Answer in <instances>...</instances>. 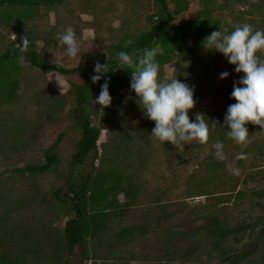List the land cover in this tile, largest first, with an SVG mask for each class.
<instances>
[{"label":"trees","instance_id":"trees-1","mask_svg":"<svg viewBox=\"0 0 264 264\" xmlns=\"http://www.w3.org/2000/svg\"><path fill=\"white\" fill-rule=\"evenodd\" d=\"M238 1L198 0L192 19L174 23V16L188 9L189 0H125L122 9L105 0H0V163L6 166L0 177L8 175L0 179V264H71L76 248L81 249L84 264H264V189L257 184L264 183V170L240 165L241 177L232 174L226 162L244 164L236 157L251 154V136L258 132L264 140V130L247 124L246 145L227 138L224 116L235 103L230 99L235 75L230 72L220 79L222 72L231 71L230 64L222 54L201 46L219 29L230 32L250 24L254 30H264V3ZM88 7L95 39L102 33L109 58L103 54L90 67H67L56 56L65 49L59 37L68 28L79 36L80 19L74 12H87ZM50 14L55 18L51 24ZM114 18L122 20L121 25L106 35L110 30L104 26ZM26 37L30 43L21 51ZM145 49L156 52L162 81L177 78L194 87L195 106L189 117L192 121L197 114L205 116L210 126L206 144L175 147L150 135L155 122L146 118L130 90L135 66L116 59L126 51L136 61ZM97 62L107 64L109 71L93 83ZM171 63L174 68L166 77L165 68ZM51 72L67 79L77 73L84 80H70L69 96L55 94L47 78ZM105 79L110 81L112 102L102 108L92 101ZM123 89L131 91L129 99L120 97ZM64 119L79 132V137L72 133L66 173L59 169L67 160L59 155L64 132L48 146L41 142L47 129ZM212 121L217 127H211ZM218 140L230 153L228 159L224 154L214 157L212 145ZM257 154L261 151L254 158ZM91 155L92 165L84 171ZM190 161L197 168L188 180L197 173L207 177L190 181L184 196L171 198L167 188L177 187V182L164 188L155 179L168 177L171 169L184 168ZM47 174L55 175L54 182L63 181L51 184L48 197L35 181ZM16 178L21 183L17 187L2 186ZM21 179L29 181L27 186ZM249 183L260 189H239ZM248 194L254 196L250 208L259 207L258 212L242 214ZM199 195L206 196L204 203L186 202ZM195 221L203 223L179 235L177 228Z\"/></svg>","mask_w":264,"mask_h":264},{"label":"clouds","instance_id":"clouds-1","mask_svg":"<svg viewBox=\"0 0 264 264\" xmlns=\"http://www.w3.org/2000/svg\"><path fill=\"white\" fill-rule=\"evenodd\" d=\"M29 43L30 39L24 38L22 45H19L21 51H25ZM58 43L65 47L70 58L80 52L77 33L72 28L60 35ZM201 46L206 52L215 50L222 54L230 65L235 66V73L243 74L234 82L230 99L235 103L228 106L223 126L228 128V139L246 145L250 136L247 124L258 125L264 130V55H258L264 53V30H254L250 24L235 26L230 32L219 29L205 37ZM103 54L109 58L107 50L104 49ZM116 59L121 65L135 66V70L131 71L130 90L135 93L136 102L139 100L138 105L146 118L155 122L151 136L162 144L168 142L175 147L208 142L210 126L205 116L197 114L195 120L190 121L189 111L195 106L194 87L177 78L170 82L162 81L154 50L145 49L136 61L128 52L120 51ZM108 71L107 64L97 62L92 82L105 78ZM229 75L225 71L219 78L223 80ZM109 87L110 81L105 79L98 97L92 102L102 108L110 106L112 97ZM211 127H217V122L212 121ZM212 147L216 155L222 158L223 142L218 140ZM236 158L245 159L246 155L240 153Z\"/></svg>","mask_w":264,"mask_h":264},{"label":"rangeland","instance_id":"rangeland-1","mask_svg":"<svg viewBox=\"0 0 264 264\" xmlns=\"http://www.w3.org/2000/svg\"><path fill=\"white\" fill-rule=\"evenodd\" d=\"M105 1H109L114 3L115 7L122 9V3H125V0H105ZM140 2H144L146 0H139ZM190 1V5L188 7V9L185 12H182L178 15L174 16V23H181L187 20H190L193 18L194 13L198 7V0H189ZM229 2L234 3H241V1L235 2V0H228ZM252 1H254L255 3H264V0H247V3H253ZM75 2V1H73ZM72 2V3H73ZM226 0H219V3H225ZM145 3V2H144ZM85 5V4H83ZM171 9L173 8V6H170ZM87 12H83L81 10H77L76 12H74V16H76L75 19L79 18L80 20L77 21L80 27V34L77 37L79 44H80V52L79 54L74 57V58H70L68 57L65 49H63L61 52H58L56 54L57 59L59 61H61L62 63L65 64V66L67 67H74L76 65H80V64H85L87 66H91L92 64H94L97 60L100 59V57L103 55V49L105 47V44L107 43V40L102 39V33L100 35L101 39L98 38V40L95 39L96 35H95V31L93 29V24H92V19H93V15H92V10H90V7L87 8ZM223 14L225 15L226 12H223ZM49 23H53L55 21L54 18V14H50L49 16ZM121 21L118 18H114L112 21H107V23L105 24V28H108L110 31H107L106 35H109V33L114 34L112 30H115L117 28H119V26L121 25ZM83 22H88L89 25L86 27H84L81 23ZM145 27V26H144ZM104 32V31H102ZM10 36L11 37H15L14 32L10 31ZM108 44V43H107ZM39 46L42 45V42H39L38 44ZM86 55V58L84 59V61H81L82 56ZM24 64H27L25 61H23ZM234 65H230V72H232L235 75V79L236 81L239 80L240 76H242L243 74H237L234 72ZM174 68V64L171 63L169 65H167V67L165 68V75L166 77H170L171 72ZM231 75V74H230ZM47 78L51 84L52 90L55 94H60V95H65V96H69V88H70V80H73L75 82L81 83L84 79L79 75V74H73L70 75L68 77V79L65 76H62L56 72H51L49 74H47ZM234 78V77H233ZM120 97H123L125 99H129L131 97V91L129 89H123L119 92ZM99 107H101L99 105ZM64 132V136L62 138L61 144L59 146V155L62 156L63 158H67L66 161L63 162V165H60L59 169L61 171H64L65 173L67 172V167H69V156L72 153V145H73V138H72V133L76 136L79 137V132L77 131V129L73 130V128H70V122L67 119H64L61 122L56 123L53 127H50L47 129L46 134L43 138H41V142H42V146H48L50 145L52 142H54L58 135ZM263 135V134H262ZM254 139L250 140V146H249V151L251 152V154H249L244 160L243 163L241 164L239 163L237 160H230L228 159L230 153H228L227 150L223 149V154L225 156H227L226 162L228 163V167H230L232 169V174H236L237 176H241L243 177L244 175H240V169L241 167H239L240 165H243L244 167H248L249 165H257L259 166L260 169L264 170V140L261 137V134L255 133L253 134ZM105 139V136H103L99 143L101 144V142ZM233 154L238 155L239 154V150L235 147L232 148ZM261 151V154H257L256 157L254 158V155ZM214 157L216 159H220L221 157L217 156L216 154L214 155ZM34 159V156L33 158ZM92 159H93V155H91L90 160L87 162V165H85L83 167V170L86 171L87 169L90 168V166L92 165ZM39 160H43L44 158H41ZM0 161H2V157L0 156ZM21 165H23L22 163L18 164L17 163V167H21ZM203 165H207L206 163H204ZM197 165H194L193 161H190L188 165H186L184 168H174L173 170L171 169V171L168 173V177L167 174H165V176H158L155 179V183L156 184H163L164 188L167 187L166 184H169L171 181H176L177 182V187H171L169 186L167 188L170 189V193H171V198L177 199L180 198L183 195L184 192V187H186L187 184H189L190 181H194V182H201V178H205L207 177L206 173L200 174L197 173V175L191 177L192 180H188V178L190 177L189 175H192L193 172H195V168ZM5 164H3L2 162L0 163V171L4 170ZM64 169V170H63ZM196 173V172H195ZM194 173V174H195ZM8 175H4L1 176L0 179H5V177ZM188 177V178H187ZM187 178V179H186ZM17 179V180H16ZM15 180H7V182L5 183V181H3L4 183L2 184V186H12V188H14V186L17 187V185H19L20 182H18V178H16ZM22 183H24V185H26L27 180L23 181ZM55 175L54 174H50V175H46L43 176V178H39L36 179V183H38L39 185H41V189L46 192V196L48 197V194L50 193V189H51V184L55 183V185H61L63 183V181H55ZM228 181V182H227ZM226 182L228 183V185L230 186L232 183L231 181L228 179L226 180ZM263 181H261L260 183H257L258 185L261 184V188L264 189V183H262ZM12 183V184H11ZM21 184V183H20ZM257 184H253V183H249V184H241L239 186V189H251L252 186L254 187V190L257 191L260 188L258 187ZM204 185V184H203ZM257 185V186H256ZM27 186V185H26ZM202 188H205L204 186H202ZM65 192V191H64ZM252 198L254 199V196L251 194H248V197L246 198V200L244 201V212L242 214H246L247 212H258V208H250L249 206V199ZM120 199L123 200V197L120 196ZM206 201V196L203 195H199V196H191L189 198L186 199V202L189 204H198V203H204ZM261 201H264V197L262 198ZM231 206V204H229ZM252 209V211H250ZM69 218V216H68ZM67 219V218H66ZM16 222H19L20 219H15ZM203 223V221L201 222H193L190 223L188 225H182L180 228H177L176 230H178L179 235L182 234V231H192L193 229L199 227V225H201ZM239 247V245L237 246ZM152 259V258H151ZM151 262V260H150ZM71 264H84V260L83 257L81 255V249L76 248V250L74 251L72 260H71ZM130 264H146V261L144 262H138V261H132L130 262ZM179 264V263H177Z\"/></svg>","mask_w":264,"mask_h":264}]
</instances>
